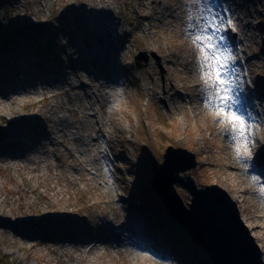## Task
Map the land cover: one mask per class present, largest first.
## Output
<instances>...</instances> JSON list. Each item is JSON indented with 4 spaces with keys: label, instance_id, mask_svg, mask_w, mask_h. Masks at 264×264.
<instances>
[{
    "label": "rangeland",
    "instance_id": "obj_1",
    "mask_svg": "<svg viewBox=\"0 0 264 264\" xmlns=\"http://www.w3.org/2000/svg\"><path fill=\"white\" fill-rule=\"evenodd\" d=\"M78 1L80 4L77 3ZM136 1L118 0L116 4L122 24L125 25L124 29H128L133 35L127 38L130 40L126 44L129 48L125 49V64L130 67L126 75L129 80L125 81L128 88L125 91L124 104L122 103L126 114L123 126L115 124L119 114L110 113V105L107 104L106 113L100 112V116L104 125L110 120L108 122L110 126L103 127L106 133L103 131L102 134V131L94 133L98 130L96 123L92 126V121L97 120L93 115L100 105L88 107L80 113L75 96H62L58 98L59 103L55 99L49 101L46 99L48 96L43 95L36 96V99L28 96L27 98L18 96L16 100L12 98L15 87L27 86V83L38 85L51 82L52 77L59 76L60 70H65L66 66L69 68L76 65V62L67 61L64 58L67 55L66 49L71 48V40L75 39L66 31L75 28L76 22L73 16L78 13L76 10L74 14H71L69 10L76 6L83 8L84 0H0V60L2 55L12 53L16 45L25 46L27 47L25 50L34 61L33 67L39 73L37 76H26L25 70L18 64H12L5 73L0 70L3 72L0 77V91L4 92L0 94L2 103L0 104V177L5 176L8 179L3 187L2 178H0V192L4 193L11 189L22 192L14 193L13 197L17 200L14 207H8L5 203L0 204V264H46V259H50L52 264H85L79 259L77 261L75 258L64 255L60 247L53 246V249H50L48 241L44 242L39 235L28 236L26 234L28 230L25 228L31 225L30 230L39 229L43 236L48 237L51 234L48 233L51 228L46 226L51 225L46 223L55 222L57 219L67 223H78L87 232L99 236L97 227L104 224L101 219L105 218L109 221L117 216H120L123 221L117 226H123L126 223L128 229L133 232L138 228L136 222L138 216L144 227L149 225L150 219L158 218L168 238L152 241L149 239L151 242L145 245L132 234V231L127 230L126 236H120L123 240L122 245L114 246L115 243L110 237L107 242L99 244L101 248L98 251L103 257L98 259V262L105 264H212L208 252L193 243L186 228L180 226L173 217L168 215L160 197L150 186L153 177L152 164L159 166L170 146L187 149L197 158V167L178 174L191 175L197 186L218 185L229 193L231 198L238 193L241 195L243 193L245 200L236 202L237 206L240 204L238 213L244 223L245 218L249 217L245 224L259 245L264 260V195L259 192V183L251 181L252 175H260V183H264L262 179L264 176V0H224L223 2L235 26V31L229 29L226 35L237 57L234 67L238 68V75L243 78L244 92L247 94L245 99L251 100L253 96L251 94L256 95L252 102L256 109L253 118L257 119L255 121L260 127L254 129L256 146L253 156L260 159L259 163H263L259 166L260 170H251L250 167L245 169L243 163L238 162L235 158L236 154L232 152L234 145L221 135L220 125L214 123L218 117L214 112L205 109L202 101L194 97L193 105L183 103L188 90L185 86L182 88L185 73L181 74L180 70L186 72V69L182 65L175 64L174 58L178 55H187L192 62V71L186 72L189 74L186 77L194 83H203L200 80L196 49L183 24L190 13L197 11L192 0H144L147 7L144 10V16L149 14V17L156 18L155 11L156 14H159L158 11L165 12L166 16H170L174 11V15L177 16V18L168 17V20H165L171 22L168 25L156 21L154 23L157 24L153 23L154 27L151 31L154 34L149 39L153 50H147L149 46L143 49L145 47H142L138 27L132 29L133 25H138L142 20L139 18V7L136 6ZM51 5L54 7L53 11ZM209 6L212 7L210 0ZM142 18L144 21L145 18ZM159 46H162V50L167 55L156 49ZM137 57L141 59V68L137 66ZM33 67L29 69V73ZM122 80L125 79L119 78V82ZM168 80L174 84V89L170 93L171 99H167L164 94L165 87L172 86ZM248 85L252 86V89L250 87L246 89ZM57 86L65 88L62 83ZM51 89L58 90L53 87ZM196 89L200 90L202 87ZM156 92L160 93L157 95ZM198 103L201 104L202 110L201 106L197 109L200 115L196 119L192 116L190 107L198 106ZM180 105L182 109L176 110ZM54 106H61L63 112L67 111L70 121L76 126H82L81 133H65L67 137L75 139L71 138L69 144V148L75 149L71 152L60 143L54 145L49 142V139L58 133H46L45 138L42 139L47 149L45 155L42 154V149L28 150L29 153L27 151V154L23 155L20 143L11 140L14 134L22 130L24 125L38 123V126H43L41 124L45 121L35 117H39V111L43 109L53 112ZM249 106L248 109L252 112ZM70 109L76 112L71 113ZM88 114L90 116L93 114V117L90 118ZM20 118L28 120L25 123L16 124L20 122ZM203 118L205 121L202 120ZM209 122H211L210 126ZM49 125L50 128L54 126L52 130H57L58 125L55 126L52 123ZM127 126L128 130L125 129ZM92 136L98 138V141L92 143L90 140ZM86 142L90 143L87 145ZM55 147L57 150L54 149ZM241 151L243 152V148ZM13 156L22 157L12 159ZM32 158L40 160V168L37 172L27 175L13 166L16 163L32 166L34 165ZM81 159H86L87 162L80 165L78 161ZM45 164H50L52 168L45 170ZM42 172H45L46 176H51V179L46 177L38 183L35 181L36 177L42 175ZM89 172L101 174V176L97 180L91 179L92 175ZM26 175L34 177L35 180L27 183ZM103 177L109 182L108 189L100 186ZM236 178L247 187L248 191L243 192L238 185H234L237 184ZM97 181L99 184L96 183ZM171 185L172 190L180 195L185 204L190 201L191 195L187 189L179 184ZM35 189L37 192L33 193L32 190ZM53 189L63 192L65 201L60 205L67 207V213L47 214L45 209L48 204L58 200L53 196L49 200L44 197L46 194L52 195ZM121 195H124L125 199L121 202L114 201L117 204L115 205L112 200H117V197ZM34 201L38 202L37 206L31 208L30 203ZM20 203L23 207L25 206L22 210L27 212L40 210L45 216L24 217L22 220L28 223H23L22 220L17 221L14 213L21 215ZM39 207L41 209H37ZM126 218L129 220L132 218L135 223H127ZM37 223L45 227H37ZM158 242H165L166 246L171 247L165 248V246L158 249ZM76 252L70 250V253ZM39 255H44L43 260L38 259ZM143 258L148 260L141 262Z\"/></svg>",
    "mask_w": 264,
    "mask_h": 264
},
{
    "label": "bare ground",
    "instance_id": "obj_2",
    "mask_svg": "<svg viewBox=\"0 0 264 264\" xmlns=\"http://www.w3.org/2000/svg\"><path fill=\"white\" fill-rule=\"evenodd\" d=\"M80 4V1L77 2ZM118 3V0H84L83 8H79L78 6L72 7V11L69 10L71 14H74V11H78L77 14H74L73 20L76 22V26L74 29H70V31H66L71 35V37H75L74 40H71L70 46L67 50V55L64 57L67 61L70 60L71 62H76V65L69 66V68L66 66L65 70H60L58 72V77H52L53 81H48L46 83H39L38 85L27 83V86L22 87H15L14 91L12 92V98L13 100H16L17 97H23V98H33L36 99L38 96H48L46 99L49 101H52L53 99L56 100L57 103H59L58 98L62 96L69 97L75 96L76 105L78 107V111L80 113L84 111V109L88 107H94L97 105H100L99 109L95 111V114L93 115L95 119H97L95 122L92 121L93 124H97L98 130L94 133H98L102 131L103 134V127H109L110 120L104 125V122L101 119L100 112L106 113V106L107 104L110 105V113L114 114L117 113L119 116L115 119L117 125L123 126V120L125 117V110L122 107V103L125 99V91H127L128 84H126L125 81L129 80V78L126 76L129 72L130 67H128L125 64V55L126 51L125 49L129 48L128 42L130 41L127 39L129 36H133L128 29H124L125 25L122 24L121 17L119 14L118 8H116V4ZM136 6L139 7V18H141V22L138 23V25H133L132 29H135L138 27V30L140 31V40L143 44L142 47H145L143 49H147L149 46V49L147 50H153L152 49V43L149 41V39L154 34L151 29L154 27V24L162 23L165 25L171 24L170 21L166 22L165 20H168V17H176L174 15V11H172L170 16H166L165 12L158 11L159 14H156V11L154 12V17H149L148 15L144 16V10H146V5L144 0H137ZM143 7L142 9H140ZM51 10H54V7L51 5ZM68 12V13H69ZM85 12V14H84ZM156 14V15H155ZM147 20L143 21V18ZM157 23H154V22ZM154 23V24H153ZM190 23V21L186 18L184 21V26L186 29V32H188L187 25ZM168 30V29H167ZM128 33V34H127ZM69 36V35H68ZM139 39V38H138ZM239 41V39H238ZM228 44V42H227ZM170 46V45H169ZM230 47L231 45L228 44ZM27 47L18 46L16 45L11 52H8L4 55H2L0 60V70H3V72H7L12 64H18L21 65V69H24V73L26 76H33L38 75V71L33 67L34 61L31 59V57L28 55L29 53L27 50H25ZM172 48V46H170ZM159 50L162 54L167 55L163 50L162 46H159L156 48ZM233 51V48H231ZM170 52H168L169 54ZM172 54V51L170 55ZM173 62L177 65L184 66V69H186V72L190 73L192 71V62L191 59L187 58V55H178L174 58ZM33 67V70L30 71ZM151 69V68H150ZM149 69V71H150ZM238 69V68H237ZM3 72H0V77L3 75ZM133 72V71H132ZM181 74L185 73V76L183 77L184 83L182 84V88L185 86V89L188 90V92L185 93V99L184 105H193L194 104V97L198 101H202V89H196L197 87H202L201 82L192 81L190 78H187V74L184 70H180ZM238 74V73H237ZM41 76H43L41 74ZM124 78L125 80H122L119 82V78ZM61 80V81H60ZM172 83L171 87H165L164 94L167 99H171L170 97L172 94H170L174 89L173 88V82L171 80H168ZM21 83L23 81L20 80ZM65 85V88H58L57 84ZM200 86V87H199ZM57 88L58 90L53 91L51 89ZM252 86H246V89H250ZM252 89V88H251ZM83 91V92H82ZM198 91V92H196ZM160 92H156L158 95ZM0 94H4L3 91H0ZM123 94V96H122ZM169 94V95H168ZM83 95V96H82ZM252 99H247V104L250 105L254 101L255 94H251ZM37 96V97H36ZM150 98L151 94L149 95ZM245 96L247 94L245 93ZM112 97V98H111ZM198 97V98H197ZM160 99V98H159ZM74 100V98H73ZM0 104L1 101H0ZM124 104V103H123ZM89 105V106H88ZM201 104L198 103V106H192L190 107L192 116L196 117V119L199 117L200 112L197 111L198 108H200ZM254 104H252L250 107V110H252V113H256V109H254ZM50 107V106H49ZM51 108V107H50ZM182 109V106L180 105L176 110ZM195 109V111H194ZM202 110V106H201ZM71 113H75L76 110L70 109ZM40 112L39 117H35L38 119H42L45 122H42L41 125L38 126V123L36 124H29V126L24 125L22 127V130H18L14 134L13 139L14 142H19L20 146L23 148V155H26L29 153L28 150H34L39 151V149H42V154L45 155L47 152V149H45L44 143L42 142V139L45 138L46 133H58L56 136L50 137L49 142H52L54 145H57V143L62 144L65 146V148H68L71 152L75 149L74 147L69 148V144L71 143V138L67 137L65 133H81L80 129L82 126H76L74 122L70 121L67 116V111L63 112V108L61 106H54L53 112H50L49 109H43ZM264 112V111H263ZM60 116H59V115ZM65 114V116L63 115ZM63 115V116H61ZM91 118L90 114H88ZM264 115V113H263ZM36 116V115H35ZM92 116V117H93ZM254 120H257L253 118ZM28 119H21L20 122H17L16 124L25 123ZM204 120V118L202 119ZM214 120V119H213ZM218 118L214 120L215 124L217 123ZM18 121V120H17ZM205 121V120H204ZM211 121V120H210ZM48 122V123H47ZM43 123H46L45 126ZM50 123L58 125L57 130H52L54 128H50ZM83 124V122H81ZM211 122H209L210 126ZM45 126V127H44ZM129 126V125H128ZM125 127L126 130L129 128ZM187 126V125H186ZM221 128V126H220ZM98 131V132H97ZM105 132V131H104ZM106 133V132H105ZM50 136V134H47V136ZM75 140L74 138H72ZM93 142L98 141V138L92 136L90 139ZM89 140V141H90ZM90 143V142H89ZM86 142V144H89ZM54 149L57 150V147ZM28 151V152H27ZM27 152V153H26ZM232 152L236 154L235 149H232ZM22 156H13L12 159L20 158ZM59 157V156H58ZM238 159L237 157H235ZM255 159V160H254ZM28 161V160H27ZM39 161V162H38ZM260 159H256V157L252 156V165H255V168L250 167V169L255 170L259 169V166H261L263 163H259ZM23 162V161H22ZM87 162L86 159H81L78 161L80 165H83ZM239 163H243L238 159ZM32 163L34 165H27L25 163L20 164L16 163L13 166L21 173H26L27 175L32 174L33 172H37L40 168V160H34L32 158ZM260 164V165H259ZM45 170L51 169L50 164L44 165ZM61 168V167H60ZM249 169V168H248ZM236 170H240L239 168H236ZM258 170V171H259ZM91 174V179H98L101 174H95L93 172H89ZM26 175V176H27ZM28 177V176H27ZM49 178L51 179V176H46L45 172H42V175H39V177H36V180L34 177H28L27 183L29 181L35 180L36 182L40 183V180L43 178ZM2 178V184L4 187V184L8 182V179L5 178V176L0 177ZM264 179V176L262 177ZM94 181V180H93ZM92 181V182H93ZM252 181V180H251ZM264 181V180H263ZM26 183V181L24 182ZM97 184L98 181L96 182ZM236 183L234 185H238L242 189L243 192L248 191L247 187L242 185L241 182L236 178ZM100 186L102 188L108 189L109 182L106 178L103 177V182L100 183ZM18 191V192H17ZM6 190V192H0V204L5 203L8 207H14L17 200L14 199V193H22L20 190ZM241 191V192H242ZM33 193H36L37 190H32ZM21 196V195H20ZM57 198L58 200L52 201L48 204L45 210H47V214L54 213H67V207L60 205L61 202H64V195L63 192L59 190L53 189L52 195H44L46 199H51V197ZM112 197V195H111ZM236 200H234V199ZM233 200L235 202H243L245 200V196L238 193V195L233 196ZM20 199V198H19ZM125 199L124 195H121L120 197H117V200L114 201L121 202ZM238 199V200H237ZM38 202L34 201V203H30L31 208H34L37 206ZM48 203V202H47ZM23 204L20 203V210H22ZM115 205H117L115 203ZM240 207V204H238ZM25 207V206H24ZM23 207V208H24ZM37 209H41L40 207ZM14 210V209H13ZM30 212V213H29ZM45 214H43L40 210L36 211H25L22 210L21 215H16L14 213V217H16V220H22L24 217L27 218H34V217H44ZM249 219V217H247ZM245 218V221L248 222V219ZM251 219V218H250ZM15 220V219H14ZM32 221V219H29ZM104 224L99 225L97 227V231L99 236H95L91 234L90 232H87L86 229L78 224V223H67V221L57 220L55 219V222H47L46 224H49L51 230L48 231V233H51L48 237H45L41 234V230L35 229L30 230L29 227L31 225H27L25 228L28 230L26 233L28 236H40L44 242L48 243V247L50 249H53V246L60 247V251L67 255L70 258H75L77 261H81V263L85 264H105L103 262H98V259L102 258V253H100L98 250H100L99 244H102L104 242L108 241V238L110 237L115 245L119 246L123 244V240L120 236H126L127 230L130 232L132 231V234L134 236H137V238L144 242L145 245H147L148 242H151L152 240H164L168 238V234L165 231H163V227L161 226V222L158 218H152L149 220V225L146 227L143 226L141 223V218L138 216V219H136L138 228L136 230L128 229L127 224L125 223L123 226H117L118 223L123 221L121 220L120 216L115 217L114 219H110L109 221H106L105 218L101 219ZM127 223L134 224V220L132 218H126ZM25 221V222H24ZM23 223H28L26 220H22ZM245 222V223H246ZM140 223L142 225H140ZM37 227H45L41 223L36 224ZM6 227V225L4 226ZM43 229V228H42ZM97 232L95 234H97ZM101 234V235H100ZM119 235V237H117ZM124 239V238H123ZM151 239V241L149 240ZM169 243V242H167ZM35 245V244H34ZM158 249H162V247H165V242L157 243ZM171 247V246H166ZM171 250V248H168ZM70 250L77 251L76 253H70ZM149 252V251H147ZM146 257V256H145ZM44 255H39L38 259L43 260ZM59 259V258H58ZM79 259V260H78ZM148 260V258H143L141 262ZM46 264H52L50 259H46Z\"/></svg>",
    "mask_w": 264,
    "mask_h": 264
},
{
    "label": "water",
    "instance_id": "obj_3",
    "mask_svg": "<svg viewBox=\"0 0 264 264\" xmlns=\"http://www.w3.org/2000/svg\"><path fill=\"white\" fill-rule=\"evenodd\" d=\"M140 60L137 57L139 68ZM197 164L194 153L172 146L159 166L152 164L150 186L168 215L186 228L193 243L208 252L212 264H264L261 249L229 193L215 184L197 186L191 175L178 174ZM171 184L187 189L190 201L185 204Z\"/></svg>",
    "mask_w": 264,
    "mask_h": 264
},
{
    "label": "snow or ice",
    "instance_id": "obj_4",
    "mask_svg": "<svg viewBox=\"0 0 264 264\" xmlns=\"http://www.w3.org/2000/svg\"><path fill=\"white\" fill-rule=\"evenodd\" d=\"M197 11L188 15L187 35L196 49L197 64L202 83V102L205 109L214 112L221 126V135L233 145L237 158L244 168L251 164L256 146L254 129L260 125L253 119L245 102L244 81L234 67L237 57L228 46L226 33L235 31L228 9L213 14L209 0H192ZM203 5V6H201ZM243 148V152L241 151ZM264 195V183L260 175H252Z\"/></svg>",
    "mask_w": 264,
    "mask_h": 264
}]
</instances>
